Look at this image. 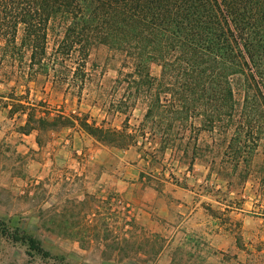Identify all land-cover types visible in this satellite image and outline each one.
<instances>
[{"label":"rangeland","instance_id":"rangeland-1","mask_svg":"<svg viewBox=\"0 0 264 264\" xmlns=\"http://www.w3.org/2000/svg\"><path fill=\"white\" fill-rule=\"evenodd\" d=\"M62 32L58 24L50 25V52ZM17 51L22 62L17 60L13 67L0 50V106L8 103L11 112L16 111L11 113L16 118L11 123L13 137L0 144V222L8 230L0 233V264H223L233 255L213 254L211 237L218 232L247 251L248 256L241 255L242 264H264V152L261 146L254 150L255 140L248 135L236 149L237 122L214 132L206 131L199 119L174 123L166 130L168 148L162 150L160 140L147 139L148 127L146 137L138 131L146 109L138 101L129 114V131L137 132L138 147L113 148L124 152L125 167L135 166L138 179L124 190L111 180L101 187L64 183L58 186L59 194L56 186L37 184L31 177L19 134L39 128L42 117L53 122L62 112L121 130L124 115L108 113L100 101L94 104L102 95L115 103L127 98L123 89L111 92L120 61L107 47L93 46L87 60L89 86L78 102L77 95L53 87V70L48 78H30L29 54ZM49 65L53 68L54 63ZM150 70L160 77L158 64H151ZM259 125L264 131V119ZM57 129L62 134L78 130ZM23 234L39 240L51 257L32 253L14 239Z\"/></svg>","mask_w":264,"mask_h":264},{"label":"trees","instance_id":"trees-1","mask_svg":"<svg viewBox=\"0 0 264 264\" xmlns=\"http://www.w3.org/2000/svg\"><path fill=\"white\" fill-rule=\"evenodd\" d=\"M53 23L63 32L50 52ZM1 44L13 67L22 62L17 50L25 51L30 78H48L53 70V87L77 95L78 102L89 86L90 49L102 45L119 58L111 92L123 89L127 98L115 103L102 95L94 104L100 101L108 113L124 115L121 130L63 112L53 122L40 118L42 129L78 128L105 146L126 151L138 147L129 114L142 101L146 109L138 131L146 137L148 127L147 139L160 140L162 150L168 148L166 130L172 124L199 119L210 132L237 122L236 149L248 135L255 140L254 150L261 146L264 152L259 125L264 119V0H0ZM153 63L161 67L159 78L151 74ZM6 232L0 222V233ZM14 239L32 253L51 257L30 235Z\"/></svg>","mask_w":264,"mask_h":264},{"label":"crops","instance_id":"crops-1","mask_svg":"<svg viewBox=\"0 0 264 264\" xmlns=\"http://www.w3.org/2000/svg\"><path fill=\"white\" fill-rule=\"evenodd\" d=\"M15 121L16 118L12 119L10 107L0 106V144L13 137L14 132L10 131L14 124L11 123ZM26 124V120L21 123L22 127ZM44 133L47 134L46 140L42 138ZM19 137L20 151L26 160V166L30 167L31 177H35L37 184H52L53 188L56 186L59 194L61 189L58 186L64 183L69 186L82 183L84 186L101 187L105 181L111 180L114 185L124 190L125 184L138 179L139 171L135 166L125 167L124 152L105 146L81 131L68 130L62 134L60 129L39 127L27 133L22 132ZM119 160L121 166H118ZM211 238L213 254L221 255L222 251H228L233 255L229 262L223 264H242L241 255L248 256L247 251L236 248V243L230 236L226 241L227 237L218 232ZM155 264H172V261L162 260Z\"/></svg>","mask_w":264,"mask_h":264},{"label":"built area","instance_id":"built-area-1","mask_svg":"<svg viewBox=\"0 0 264 264\" xmlns=\"http://www.w3.org/2000/svg\"><path fill=\"white\" fill-rule=\"evenodd\" d=\"M121 203V202H120Z\"/></svg>","mask_w":264,"mask_h":264}]
</instances>
